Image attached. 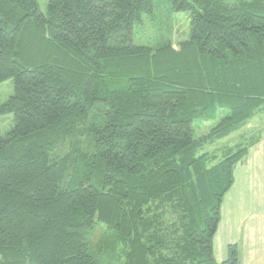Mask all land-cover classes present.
<instances>
[{
    "label": "trees",
    "instance_id": "obj_1",
    "mask_svg": "<svg viewBox=\"0 0 264 264\" xmlns=\"http://www.w3.org/2000/svg\"><path fill=\"white\" fill-rule=\"evenodd\" d=\"M168 1L178 47L132 42L155 0H0V264H241L214 236L264 127L209 147L264 111V0Z\"/></svg>",
    "mask_w": 264,
    "mask_h": 264
},
{
    "label": "crops",
    "instance_id": "obj_2",
    "mask_svg": "<svg viewBox=\"0 0 264 264\" xmlns=\"http://www.w3.org/2000/svg\"><path fill=\"white\" fill-rule=\"evenodd\" d=\"M260 128L253 125L246 132ZM238 164L235 183L222 203L214 255L218 261L225 260L228 244L235 243L239 246L241 264H264V133L250 148L246 160Z\"/></svg>",
    "mask_w": 264,
    "mask_h": 264
},
{
    "label": "rangeland",
    "instance_id": "obj_3",
    "mask_svg": "<svg viewBox=\"0 0 264 264\" xmlns=\"http://www.w3.org/2000/svg\"><path fill=\"white\" fill-rule=\"evenodd\" d=\"M40 9L43 12L47 11L49 0H38ZM190 31V18L188 12L175 11L168 0H155V7L152 13H145L142 20L134 25L132 42L136 45H148L157 47L162 43L172 40L175 47L179 46V42L188 38ZM14 92V79L9 78L0 83V107ZM249 124L241 130L232 133L228 137L221 139L215 143L210 150L224 144L234 145L240 140V135L244 131H248L249 127H264V113L254 117ZM213 121H206L203 123H195V134L200 136L207 133L212 127ZM14 124V115L11 112L2 113L0 111V132L7 133ZM68 148V147H67ZM246 160V159H245ZM240 163V162H239ZM239 165V164H237ZM236 165V166H237ZM242 186H246L242 184ZM248 188L251 187L248 185ZM244 193V188L241 189ZM91 244L94 245L98 241L99 229L91 234ZM94 251V248L92 249Z\"/></svg>",
    "mask_w": 264,
    "mask_h": 264
}]
</instances>
